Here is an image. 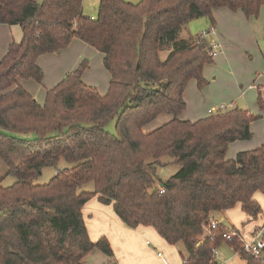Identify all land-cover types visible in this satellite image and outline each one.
Masks as SVG:
<instances>
[{"label": "trees", "instance_id": "1", "mask_svg": "<svg viewBox=\"0 0 264 264\" xmlns=\"http://www.w3.org/2000/svg\"><path fill=\"white\" fill-rule=\"evenodd\" d=\"M262 7L264 0H99L91 17L82 0H0V23L22 31L0 59V264H80L93 249L112 256L107 238L92 241L85 225L82 209L95 196L126 227L151 226L182 244V264H216L213 249L223 242L240 250L238 239L225 237L237 230L220 224L205 237L204 226L237 205L253 217L260 212L253 194L264 193V142L226 159L231 142L253 137L256 116L231 106L193 122L179 118L188 82L202 87L212 61L205 38L179 34L198 18L214 26L215 9L256 18ZM74 38L102 53L107 92L81 80L83 61L38 103L20 82L41 83L38 58ZM257 104L264 109L260 95ZM161 114L170 119L145 131ZM113 118L115 133L105 129ZM60 158L70 166L34 182ZM170 162L178 171L160 179L158 168ZM7 176L15 181L2 185ZM88 182L93 189L82 190Z\"/></svg>", "mask_w": 264, "mask_h": 264}, {"label": "crops", "instance_id": "2", "mask_svg": "<svg viewBox=\"0 0 264 264\" xmlns=\"http://www.w3.org/2000/svg\"><path fill=\"white\" fill-rule=\"evenodd\" d=\"M212 15L215 34L210 35V38L215 39L220 46L219 53L214 56V67L220 70L227 68L228 73L223 72L229 74L234 69L232 59H237L238 56H247L263 65L264 7L261 8L256 18H248L242 11H231L228 8L215 9ZM89 16L93 17L95 14ZM16 25L0 23V32L4 37L1 50H4L11 42L21 40L22 31H16ZM83 61H87L88 67L84 69L81 80L98 91L100 90L101 94H105L110 76L103 65V55L77 38L72 39L59 52L47 53L38 58L37 63L44 71L42 79L47 83L43 88L50 89L57 85L68 72L75 70ZM92 75H96V79H91ZM203 75L206 76L204 72ZM261 75L264 76V73ZM231 78L235 79L234 75ZM29 92L36 96L39 103L43 102L44 93ZM229 105L234 106L232 103ZM207 115L206 110L201 117ZM198 118L200 117L196 119ZM263 142L264 136L260 143H248L244 140L233 141L228 145L226 156L229 159L233 158L239 151L256 148ZM261 194L259 191L253 194V199L260 206V212L254 217L246 214L237 205L213 214L212 218L218 219L220 224L227 228H234L243 238L247 239L264 221V199L260 196ZM82 214L90 239L96 241L99 237L105 236L111 245L113 255L108 256L98 249H93L81 259L80 264H182L181 254H184L182 244L167 243L151 226L140 225L134 229L126 227L114 213L112 205L102 204L96 196L85 203ZM158 252L161 255H158Z\"/></svg>", "mask_w": 264, "mask_h": 264}, {"label": "rangeland", "instance_id": "3", "mask_svg": "<svg viewBox=\"0 0 264 264\" xmlns=\"http://www.w3.org/2000/svg\"><path fill=\"white\" fill-rule=\"evenodd\" d=\"M34 1L40 2L41 0H34ZM98 1L99 0H82L83 12L87 15L96 14ZM126 1L137 3L140 0H126ZM208 24L209 21L206 18L194 19L182 29L179 36L181 38H187L189 36L194 37L196 35H199L202 31H207L209 29L210 24L209 25ZM15 28L16 31L21 30L19 25H16ZM3 41H4V37H2V33L0 32V59L4 56L9 46L8 45L7 47L4 48V50H1V48L3 47L1 42ZM20 41L17 43H20ZM164 54H162V56H164ZM232 61H233L232 64L234 66L233 71L229 72V74H225L228 73L227 68L220 70L219 68L214 67V63H215V57H214L211 62L206 63L203 66V72L206 76H204L203 73L202 76L206 81V83L202 87H199L195 79H191L188 82L185 91L183 93V98L186 103V107L184 111L179 115V118L184 120H190L193 122L200 118L206 117V116L201 117L202 113H204L206 110L209 115L208 110L210 108H214L216 106L218 107L221 104L229 105L230 103H232L234 107L247 110L249 111L250 114L256 116V118L251 122V128H252L251 131L253 133V137L250 140H244V141L248 143L250 142L260 143L264 136V109L259 108L257 104V98L260 95L264 99V76L261 75L262 73H264V62L263 65H261L260 63H258V61L253 59L251 60L247 56L245 57L238 56L237 59L236 58L234 60L232 59ZM40 68L44 75L43 68L42 67ZM232 75H234L235 79L231 78ZM91 79H96V75H92ZM21 85L26 91L29 90L34 93L40 91L41 92L40 94L44 93V97L42 100L43 102H41L40 104L44 103L46 91L47 89H49L47 87L43 88L44 85H47L46 81L42 79V82L38 83L32 79H27V80H22ZM107 87L106 90L108 89ZM34 98L39 103L36 96H34ZM165 116L168 118L167 119L164 118ZM197 117L200 118L196 119ZM169 118L170 116L161 114L159 115L158 118L148 123L146 125V129L144 128V130L146 131V130L155 129V127H158L161 123L166 122ZM105 129L111 133H115V118L107 122V124L105 125ZM16 136L20 138L21 137L27 138V137H31L32 134L16 133ZM225 157L226 159H229L227 158L226 155ZM234 158L235 156H233V158L230 159H234ZM163 160L167 161L168 159L164 158ZM67 166H70V163L65 161L63 158H60L55 166L44 167L41 171V174L34 179V182L38 184H44L49 181V179L55 174L57 169ZM0 168L2 172L6 171L2 163H0ZM178 169H179V165H177L174 162H170L164 167H159L157 174L160 177V179L164 180L170 177L171 175H173L176 171H178ZM14 181L15 178L13 176H7L2 182V185H10ZM92 188H93L92 182H88L83 186H81L82 190H92ZM260 196H262L264 199V193H262ZM216 252L217 253L215 256V260L219 264H246V260L241 258L238 254H235L233 249L226 242L220 244V246L216 248Z\"/></svg>", "mask_w": 264, "mask_h": 264}, {"label": "built area", "instance_id": "4", "mask_svg": "<svg viewBox=\"0 0 264 264\" xmlns=\"http://www.w3.org/2000/svg\"><path fill=\"white\" fill-rule=\"evenodd\" d=\"M214 34H215L214 26H210L207 31H202L199 34L200 37L205 38L207 40V43L209 46L208 54L212 58L215 55H217L220 51V46L218 42L215 39L210 38V35L212 36ZM227 107H231V105L228 106V105L221 104L218 107L210 108L208 112L212 113L213 111L223 110ZM219 225H220V222L218 219L211 218L209 222L204 226V236L209 237L210 235H212V230L217 229ZM225 237L227 240H231V241L236 238L241 242L240 250L233 249L235 254L239 255L240 251H242L245 254L254 257L255 259H259L264 264V221L252 232L250 237L247 239L243 238L241 234L237 231L236 232H233V231L225 232ZM216 253H217L216 249L214 248L213 249L214 259H215ZM158 255H161V253L158 252ZM216 264H219V263H217L216 261Z\"/></svg>", "mask_w": 264, "mask_h": 264}]
</instances>
